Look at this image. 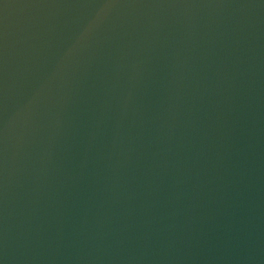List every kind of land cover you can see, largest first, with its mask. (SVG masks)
I'll return each instance as SVG.
<instances>
[{
  "label": "water",
  "instance_id": "95a60500",
  "mask_svg": "<svg viewBox=\"0 0 264 264\" xmlns=\"http://www.w3.org/2000/svg\"><path fill=\"white\" fill-rule=\"evenodd\" d=\"M0 264H264V0H0Z\"/></svg>",
  "mask_w": 264,
  "mask_h": 264
}]
</instances>
